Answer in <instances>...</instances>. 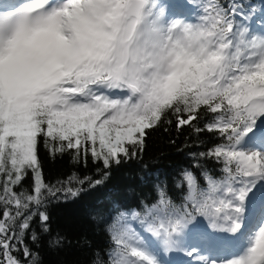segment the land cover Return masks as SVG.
Returning a JSON list of instances; mask_svg holds the SVG:
<instances>
[{
	"label": "snow or ice",
	"instance_id": "snow-or-ice-1",
	"mask_svg": "<svg viewBox=\"0 0 264 264\" xmlns=\"http://www.w3.org/2000/svg\"><path fill=\"white\" fill-rule=\"evenodd\" d=\"M168 126L215 138L189 154L203 186L186 168L117 209L91 264H264V0H0V264H38L49 197L80 191L41 147L107 170Z\"/></svg>",
	"mask_w": 264,
	"mask_h": 264
},
{
	"label": "trees",
	"instance_id": "trees-1",
	"mask_svg": "<svg viewBox=\"0 0 264 264\" xmlns=\"http://www.w3.org/2000/svg\"><path fill=\"white\" fill-rule=\"evenodd\" d=\"M213 139L208 133L197 136L187 126L179 131L174 126H168V131L157 129L149 135L145 151L139 158L107 170L102 162H93L91 157L86 163L76 162L70 154L51 156L41 147L45 181L60 186L72 178L71 186L80 191L76 196L59 193L49 197L46 210L50 216V232L40 234L35 244L30 239L27 241L33 251L39 253L38 264H91L94 250L108 246L109 236L105 229L110 216L115 215L117 209L135 207L139 200L152 197L154 185L161 181L167 182L172 195L177 196L179 192L173 184L180 179L183 169H191L203 186L200 170L192 167L195 161L189 154L205 151ZM199 163L215 167L212 161ZM106 171L109 175L103 178ZM85 177L102 179V183L91 186L87 181L82 185L75 182ZM31 186L29 176L23 187L30 191ZM58 235L63 241L54 246L50 242Z\"/></svg>",
	"mask_w": 264,
	"mask_h": 264
},
{
	"label": "rangeland",
	"instance_id": "rangeland-1",
	"mask_svg": "<svg viewBox=\"0 0 264 264\" xmlns=\"http://www.w3.org/2000/svg\"><path fill=\"white\" fill-rule=\"evenodd\" d=\"M135 223L133 222V227H135ZM209 231H211V229H209ZM185 257H187V255L184 253ZM189 264H195V261L192 259V261Z\"/></svg>",
	"mask_w": 264,
	"mask_h": 264
}]
</instances>
